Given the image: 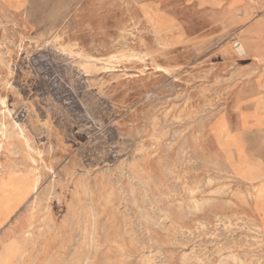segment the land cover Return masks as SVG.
Here are the masks:
<instances>
[{"label":"rangeland","instance_id":"1","mask_svg":"<svg viewBox=\"0 0 264 264\" xmlns=\"http://www.w3.org/2000/svg\"><path fill=\"white\" fill-rule=\"evenodd\" d=\"M0 57L43 152L0 150L1 215L5 167L38 183L0 225V264H264V176L237 169L264 175V0H4Z\"/></svg>","mask_w":264,"mask_h":264},{"label":"bare ground","instance_id":"2","mask_svg":"<svg viewBox=\"0 0 264 264\" xmlns=\"http://www.w3.org/2000/svg\"><path fill=\"white\" fill-rule=\"evenodd\" d=\"M4 3V0H0V6H2V4ZM128 6V5H127ZM142 33V32H141ZM129 36V35H128ZM10 44V43H9ZM12 44V43H11ZM126 44V43H125ZM124 44V45H125ZM234 52L236 54H238L239 56H243L246 51L244 46L239 43V42H235L234 45ZM66 51V50H65ZM5 53V52H4ZM138 56V55H137ZM124 57V56H123ZM94 59L93 57H89ZM122 58V57H121ZM5 59V58H4ZM4 59H1L0 57V63L3 64L4 68H5V72L6 75L9 77L12 72H13V68L12 65H9V62H6ZM116 57H110L107 60H101V59H95L96 61H103V63H101V65H82V69H94L95 71H107L110 70L112 68V61L116 60ZM167 72V71H166ZM209 77V76H208ZM2 80V79H1ZM225 83V82H224ZM3 85V84H2ZM6 89H11L13 87H11V85L8 84V82L5 83ZM15 88V87H14ZM216 93H214L215 95ZM260 105L255 106L256 109H258L259 111L262 112V117H263V123H264V95L261 97L260 101H259ZM221 109V108H220ZM201 110V109H200ZM218 111V110H217ZM211 112V111H210ZM214 112V111H213ZM18 117V115H17ZM20 117V116H19ZM18 117V119H19ZM205 117V116H204ZM21 118V117H20ZM172 118V117H171ZM203 118V117H202ZM207 118V117H206ZM200 119V118H199ZM220 120V119H219ZM219 120L217 121V132L220 135L221 138H224L226 141V148L228 151H230L231 148V140L227 135V132L225 130H222L219 124ZM201 121V120H200ZM163 123V122H162ZM186 123V122H185ZM166 124V123H165ZM174 125V124H173ZM175 126V125H174ZM176 129V128H175ZM199 129V128H198ZM201 130V129H199ZM198 130V131H199ZM158 131V130H157ZM197 131V132H198ZM202 131V130H201ZM200 132V131H199ZM134 134V133H133ZM136 135V134H135ZM174 137V136H173ZM172 138V135H171ZM0 139L2 140L3 144L0 146V150L5 151L7 149V147L13 145L15 142H18L22 148H24V150H26L30 156L29 160H32L33 162H35V158L40 159V161L42 160V151L41 149L37 148L34 146L33 142L31 141V138L25 133V130L23 128V126L21 124H19L18 122H16L12 116V109L10 108L9 104H8V97L6 96H2L0 95ZM37 140V139H36ZM171 140V139H170ZM174 141V140H173ZM220 141V140H219ZM224 141V140H223ZM36 143V142H35ZM164 146V145H163ZM185 146V145H184ZM186 147V146H185ZM184 147V148H185ZM165 151V150H164ZM7 152V151H6ZM25 152V151H24ZM237 153V152H236ZM8 154V152H7ZM14 154V153H13ZM23 154V153H22ZM10 155V154H9ZM46 155V154H45ZM169 155V154H168ZM16 156V155H15ZM180 156V155H179ZM11 158V156H9ZM17 157V156H16ZM169 157V156H168ZM192 157V156H191ZM196 157V156H195ZM238 157H240L238 155ZM27 158V157H26ZM181 158V157H180ZM241 159V158H239ZM28 160V159H27ZM201 162V161H200ZM25 163V162H24ZM200 164V163H199ZM238 170H242L245 172V178L248 179V181L250 180L251 182L253 180L256 179H260L262 178L264 175L261 173V171L253 166H246L244 165L243 162H238ZM3 166V164H2ZM1 166V167H2ZM14 166V165H13ZM201 166V165H200ZM4 167V166H3ZM6 170L5 172L8 175V181L13 184L15 186L16 189V194H15V199H11L10 204L9 205H5L4 208L8 210V212L4 215L0 216L2 217V220L0 221V225H4L9 218L17 211V209L26 201V199L28 197H30L31 195H33L34 193H36L37 189H38V183L36 181H31L29 179H27L24 175H21L19 173H16L13 171L12 167H5ZM227 168V167H226ZM23 169V168H22ZM122 169V168H121ZM198 170V169H197ZM18 171V170H17ZM35 171V170H34ZM33 171V172H34ZM173 171V170H172ZM112 172V171H111ZM30 173V172H29ZM228 173V172H227ZM27 174V173H26ZM31 174V173H30ZM51 174V173H50ZM35 178V177H34ZM107 178V177H106ZM151 179V178H150ZM264 180V179H263ZM120 181V180H118ZM197 181V180H196ZM234 181V180H233ZM249 181V182H250ZM61 182V181H60ZM111 183V182H110ZM157 183V182H156ZM138 184V183H136ZM48 185V183H47ZM139 185V184H138ZM141 186V185H140ZM157 186V185H156ZM174 187V186H173ZM176 187V186H175ZM111 188V187H109ZM120 188V186H119ZM202 188V187H200ZM42 189V188H41ZM52 189V188H51ZM55 189V188H54ZM144 189V188H143ZM179 189V188H178ZM205 189V188H204ZM47 190V189H46ZM98 190V189H97ZM140 190V189H139ZM176 190V189H174ZM0 191L3 193V195H9V190H8V186L4 185L2 182H0ZM50 191V190H49ZM52 191V190H51ZM120 191V190H119ZM46 192V191H45ZM48 192V191H47ZM141 192V191H140ZM41 194V193H40ZM143 194V193H142ZM11 196V195H10ZM46 196V195H45ZM131 196V195H130ZM140 196V195H139ZM257 200L261 203L264 204V186L263 185H259L257 187ZM133 198V197H132ZM123 199V198H122ZM53 201V200H52ZM7 202V201H5ZM38 202V201H37ZM147 202V201H146ZM149 203V202H148ZM30 204V203H29ZM138 205V204H137ZM105 206V205H104ZM150 206V205H149ZM146 207V206H145ZM41 210V209H40ZM44 210V209H43ZM116 210V209H115ZM151 210V209H150ZM155 210V209H154ZM152 211V210H151ZM152 214V213H151ZM127 215V214H126ZM157 215V214H155ZM144 216V215H143ZM118 219V218H117ZM136 219V218H135ZM142 219V218H141ZM66 220V219H65ZM110 220V219H109ZM147 220V219H146ZM161 221V220H160ZM223 221V220H222ZM221 221V222H222ZM149 222V221H148ZM137 223V222H136ZM166 223V222H165ZM200 223V222H199ZM76 225V224H75ZM104 225V224H103ZM140 225V224H139ZM138 225V226H139ZM231 225V224H230ZM125 226V225H124ZM154 226V225H152ZM200 226V225H199ZM250 227V226H249ZM102 228V227H101ZM136 228V227H135ZM104 229V228H103ZM139 229V228H138ZM211 229V228H210ZM140 230V229H139ZM201 230V229H200ZM206 230V229H205ZM97 231V230H96ZM104 231V230H103ZM134 232V231H133ZM205 232V231H204ZM137 233V232H136ZM147 233V232H146ZM195 233V232H194ZM199 233V232H197ZM230 233V232H229ZM81 234V233H80ZM125 234V232H124ZM152 234V233H151ZM232 234V232H231ZM76 235V233H75ZM74 235V237H75ZM79 235V234H78ZM105 235V232H104ZM140 235V234H139ZM145 235V233L143 234ZM149 235V234H148ZM183 235V234H182ZM250 235V234H249ZM107 236V235H106ZM121 236V235H120ZM222 236V235H221ZM227 236V235H226ZM97 237V236H96ZM108 237V236H107ZM189 237V236H188ZM240 237V236H239ZM109 238V237H108ZM182 238V237H181ZM95 239V238H94ZM190 239V238H189ZM188 239V240H189ZM110 240V238H109ZM112 240V238H111ZM127 240V238H126ZM105 241V240H104ZM176 241V240H175ZM210 241V240H209ZM213 241V240H212ZM218 241V240H217ZM232 241V240H231ZM92 242V241H91ZM140 242V239H139ZM143 242V241H142ZM179 242V241H178ZM194 242V241H193ZM201 242V241H200ZM107 243V242H106ZM137 243V242H136ZM150 243V241H149ZM147 243V245L149 244ZM77 244V242H76ZM138 244V243H137ZM144 244V243H143ZM151 244V243H150ZM155 244V243H154ZM173 244V243H172ZM106 244H104L105 246ZM132 245V244H130ZM152 245V244H151ZM93 246V245H91ZM98 246V245H97ZM175 247H177L175 245ZM10 249V254H15L16 252V244L14 243L12 247H9ZM150 248V247H149ZM91 249V248H90ZM144 249V248H143ZM148 249V248H147ZM158 249V248H157ZM159 250V249H158ZM176 250V249H175ZM206 250V249H205ZM213 250V249H211ZM70 251V250H69ZM107 251V250H106ZM112 251V250H111ZM129 251V250H128ZM127 251V252H128ZM72 252V251H71ZM115 252V251H114ZM119 252V250H118ZM136 252V251H135ZM151 252V250H150ZM154 252V251H153ZM85 253V252H84ZM91 253V252H90ZM113 253V252H112ZM142 253V252H141ZM140 253V254H141ZM212 252H210L211 254ZM89 255V254H88ZM124 255V254H123ZM122 255V256H123ZM201 255V254H200ZM144 256V255H143ZM149 256V255H147ZM207 256V255H206ZM213 256V255H212ZM88 257V256H87ZM128 257V256H127ZM140 257V256H139ZM150 257V256H149ZM153 257V256H152ZM162 257V256H161ZM252 257V256H251ZM263 257V256H262ZM80 258V257H79ZM159 258V257H158ZM240 258V257H239ZM113 259V258H112ZM111 259V260H112ZM162 259V258H161ZM241 259V258H240ZM243 259V258H242ZM84 260V259H83ZM104 260V259H103ZM106 260V259H105ZM163 260V259H162ZM142 261V260H141ZM157 264V263H156Z\"/></svg>","mask_w":264,"mask_h":264}]
</instances>
